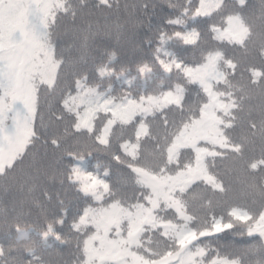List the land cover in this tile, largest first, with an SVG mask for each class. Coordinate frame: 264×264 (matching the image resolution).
Returning <instances> with one entry per match:
<instances>
[{
  "label": "snow or ice",
  "instance_id": "1",
  "mask_svg": "<svg viewBox=\"0 0 264 264\" xmlns=\"http://www.w3.org/2000/svg\"><path fill=\"white\" fill-rule=\"evenodd\" d=\"M96 6L111 8L112 0ZM248 7V0H231V6L229 0H185L148 40L151 58L136 66L145 78L161 69L167 85L115 97L80 75L61 89L60 111L50 112L46 124L40 92L57 89L65 63L53 31L61 16L75 18L76 5L0 0V178L23 161L41 130L49 135L54 128L45 143L60 148L71 140L75 150L66 155L77 162L85 151L102 152L131 181L129 196L109 183L107 166L102 172L76 164L69 169L86 201L69 225L78 237L77 264H264V0L259 16L246 14ZM214 17L218 22L207 30L217 46L200 48L202 33L189 21ZM172 44L196 49L199 58L186 62L169 50ZM229 48L239 55H229ZM114 59L109 54V63L98 66L101 77L117 75ZM190 92L195 100L186 103ZM65 216H45L43 236L61 240L57 226ZM231 230L262 241L250 250L257 259L208 243ZM17 231L25 229L18 223ZM28 255V264H41L33 251Z\"/></svg>",
  "mask_w": 264,
  "mask_h": 264
},
{
  "label": "trees",
  "instance_id": "2",
  "mask_svg": "<svg viewBox=\"0 0 264 264\" xmlns=\"http://www.w3.org/2000/svg\"><path fill=\"white\" fill-rule=\"evenodd\" d=\"M184 2L112 0L111 8H102L96 6L97 0H84L83 4L80 0H74L77 9L75 18L71 15L61 16L53 31L57 53L65 63L57 89H41L39 115L44 117V122L48 123L50 112L60 111L61 89L73 86L80 75L88 77L90 86L99 88L101 92L111 90V95L115 97L125 92L137 95L147 91L151 94L159 91L161 84L167 85L170 82L168 74L161 69L157 68L145 78L137 76L136 66L140 60L151 58L152 49L148 47V40H154L156 28L164 27L167 18L177 15ZM144 4L148 5L146 9ZM229 4L231 6V0ZM248 5L246 14L259 16L261 0H248ZM218 20V17H214L212 20L198 18L189 21L190 27L202 33L200 48L217 46L207 26ZM256 23L259 24V21ZM167 30L172 31L170 28ZM169 50L189 63L199 58L198 51L192 47L172 44ZM227 51L229 55H239L230 48ZM112 53L115 59L111 61V66L117 75L101 77L97 68L102 63L108 64V56ZM194 100V93L190 92L186 103ZM39 115L36 121L38 128ZM55 131L51 129L49 135ZM236 134H240V129ZM39 135L40 138L29 147L16 169L7 177L0 178V248L4 250V257L0 260L20 259L28 264L33 259L28 255L31 250L41 264H77L78 237L69 225L86 201L78 191V185L69 180V169L76 164L84 171L102 172L107 166L109 183L129 196L133 193L131 181L126 170L106 154L85 151L82 161L77 162L66 155V149L75 150L71 140L56 148L51 143H45L49 135H44L42 130ZM61 212L66 213L64 226H57L62 239L57 241L53 236L45 238V216L51 219L53 214ZM18 223L25 229L23 234L17 231ZM208 243L221 253L234 256L248 253L246 258L255 260L257 257L251 255L250 250L259 249L262 241L231 230L219 234L218 238H212Z\"/></svg>",
  "mask_w": 264,
  "mask_h": 264
}]
</instances>
